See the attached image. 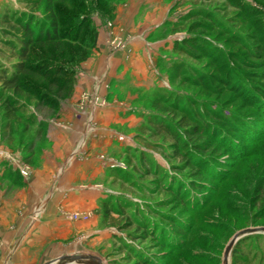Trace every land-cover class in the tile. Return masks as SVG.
Instances as JSON below:
<instances>
[{"label": "rangeland", "instance_id": "rangeland-1", "mask_svg": "<svg viewBox=\"0 0 264 264\" xmlns=\"http://www.w3.org/2000/svg\"><path fill=\"white\" fill-rule=\"evenodd\" d=\"M98 1L65 0L58 3L57 7L63 14L61 30L73 34L71 29L74 30L77 22L83 20L84 34L81 36H84L90 25L97 34L98 27L105 25L109 30L111 48L122 49L126 41L117 34L120 33L119 24L114 19L119 4L124 0ZM240 4L243 9L236 6ZM195 6L210 9L220 20L208 30L198 28L193 32L195 36L190 37L192 34L187 30L190 20L186 22V15ZM166 8V18L150 30L148 37H142L150 41L153 48L149 55L144 54L143 76L136 78L128 69L123 78L105 83L103 90L107 96L104 98L98 99L90 87H78L83 65L97 50V35L90 55L76 67L71 94L60 99L58 110L40 104L38 93L30 97L23 92L15 94L12 90H6L4 94L0 92L1 97L8 96L13 100L14 107V110H7L0 99V206L6 205V208L17 207L14 195L19 190H26L32 171L42 166L43 155L50 151L52 145L47 128L63 124L66 120L63 112L79 110L89 114L115 109L119 113L117 120L111 122L113 132L109 145L87 148L98 126L90 116L87 131L83 135H73L70 144L73 151L67 154L69 158L71 155L78 160L94 156L102 162L96 176H88L75 184L96 185L104 195L100 199L110 200L115 208L121 203L126 207L124 214L113 211L112 218L104 216L100 199H97L92 213L72 212L85 214L86 219H72L70 213L71 220L81 222L82 239L65 241V252L42 264H137V260L129 257L127 246H139L156 253L155 258L162 264H225V249L235 234H239V238L228 249L227 264H264V230L261 229L264 227V120L258 116V111L247 107L243 94L255 85L264 87V63L260 62L261 56L258 55L248 58L243 46L218 27L225 25L229 30L237 31L242 24V13H248L244 18L243 30L248 33L245 41L255 39V43L262 46L264 55V43L261 41L264 38V0H170ZM147 9L140 7L139 16ZM14 10L29 12L39 19L46 15L44 0H39L36 6L27 0H0V38L5 37L1 30L5 25L3 17ZM140 23L142 27L146 24ZM187 37L192 39L196 48L177 50L176 45ZM86 43L90 44V41L83 37L75 44L74 50L80 53ZM0 47H3L1 42ZM61 47L62 44L58 43L34 46L35 54L31 59L53 63L51 59ZM4 51L10 52L8 48ZM0 59L6 65L14 61H9L2 53ZM41 75L42 82H33L37 87L45 88L47 81L44 77L51 74ZM63 75L69 76L65 68L60 76ZM258 101L264 109V102ZM244 110L254 111L251 114L258 116L255 125L248 123L251 131L255 128L257 140L252 143L244 141L241 145V136L236 134L234 137L238 143H233L235 148L215 145L213 149L216 152L212 154L215 153L223 163L216 168L212 178L205 177L210 187L196 195L198 202L194 207L177 203L163 185L178 181L186 187L192 177L191 169L184 165L182 155L174 159L167 157L166 153L175 146L173 138L163 133L155 135L149 128L153 124L150 119L172 130L177 129V136L181 138L177 148L183 153L189 149L193 151L191 144L198 140L186 138L177 123L179 119H184L183 125L189 124L194 117L210 123L214 120L210 112L219 114ZM38 121H41L39 125L43 131L40 136L34 135ZM172 165L178 168L173 169ZM147 170L148 173L145 172ZM57 179L54 174L48 180L49 184H57ZM148 205L157 211L176 213L182 234L177 236L175 247L162 249L150 238L132 240L127 233L134 232V227L120 229L128 214L143 212L146 215L148 212L150 219L160 217ZM86 233L90 235L85 237ZM234 252L240 256L235 257Z\"/></svg>", "mask_w": 264, "mask_h": 264}, {"label": "trees", "instance_id": "trees-1", "mask_svg": "<svg viewBox=\"0 0 264 264\" xmlns=\"http://www.w3.org/2000/svg\"><path fill=\"white\" fill-rule=\"evenodd\" d=\"M64 1L65 0H44L46 15L42 19L22 10H14L10 14L6 13L4 15L3 22L5 25L1 30L5 37L0 38V42L3 46L0 47V53L5 55L9 61L13 59L14 61H12L11 65H6L0 59V92H2V94H4V91L6 90H12L15 94H21L23 92L30 97L39 94L38 102L52 108V110H58L60 99L71 94L75 81L76 67L81 61L85 60L90 55V50L95 45L97 32L90 25L88 28L89 32L84 36H81L84 34L82 31L84 26L83 20L77 22L74 30L73 28L71 29L73 34H70V32L68 34L66 31H62L61 26L63 14L60 13L57 4ZM99 1L103 2L106 0ZM203 1L208 2L209 0ZM38 2L39 0H27V3L35 6ZM230 5H233V3ZM236 6L243 9L242 4ZM243 13V18L241 20L242 24L237 31L229 30L225 25H220L218 27L225 33L232 35V39L235 43L243 46L244 52L248 58H254L258 55L261 56L259 59L261 60L260 62L264 63L262 46L255 43V39L251 42L245 41L248 33L243 30L244 25L246 24L244 18L248 13ZM186 17V22L190 20V24L187 27V30L192 34L190 37L195 36L193 35V32L198 28L204 27L208 30V28L215 25V23L217 24L220 20L218 16L214 15L213 11L202 6H195ZM204 20H208L207 23L204 22ZM227 22L230 23L232 21L227 20ZM19 32H21V34H19ZM83 37L85 40H88V42L90 41V44L86 43L85 48L78 53L74 50V46ZM190 37L184 38L180 45H176V49L181 50V48L183 49L187 47L194 50L196 48L194 45L195 43ZM261 41L263 44L264 38L261 39ZM66 42L71 45L67 46L65 44ZM57 43L62 44V47L58 53H54L55 55H53V58L55 59H51L56 63L42 62L40 60L35 61L31 59V56L34 53V46L40 45L46 47L49 44ZM4 48H8L10 52L4 51ZM45 64L47 65L45 66ZM53 66L57 67L53 69ZM64 68L66 69V72L69 73V76L67 77H65L66 75H63V77L60 76ZM41 73L44 74V76L47 73L51 74L49 77H44L47 81L45 88H41L40 86L37 87L35 82H33V80H37L36 82H42L39 78V76H42ZM29 77L31 79H29ZM59 77L63 79L59 80ZM243 94H245L244 100L247 107H250V110L253 108L255 111H258V116L261 117V120L262 118L264 120V109H261V106L259 105L260 101H258L261 100L264 102V87L255 85V88L247 90L243 92ZM0 99H2V104L7 110L14 108L13 100L8 96H0ZM255 102H257V104H255ZM251 112H246V110H244V112L232 113L231 111H228L219 114L210 112L214 119L210 123L209 121H203L194 117L189 124L183 125L184 119H179L177 123L180 127H178L183 129L186 138L195 137V140H198L191 144L193 151L189 149L183 153H180L177 148V143L181 140V138L178 137L177 129L172 130L165 125H162V123H157L150 119L149 122L153 124H150L149 128L155 135L163 133L168 134L173 138V144L175 146L170 153H166L167 157L169 159H174L182 155V157H184V165L186 167L189 166L191 169L192 177L188 179L186 187L179 184L178 181H176L175 184L168 183L167 185H163V189H165L169 195L173 196L177 203L194 207L198 202L196 195H201L204 189L210 187L209 183L205 180V177L213 176L214 172H217L216 168H219L221 163H223L221 159L216 157L215 153L212 154V152H216L215 149H213L215 145L218 144L221 147L230 149L235 148L233 143H238L237 138L234 137L236 134L241 136V145L244 141L252 143L254 140H257V137L255 136V128L251 131L249 126L256 124L255 121L258 116L251 114ZM249 122H251L250 125L248 124ZM36 124L37 129H34V135H43L42 127L39 125L41 124V121H38ZM209 127L211 129H208ZM244 128H247V131H244ZM215 137L217 139H215ZM238 145L240 146V144ZM172 166L173 169L178 168L174 165ZM145 172L148 173V170ZM154 172L155 176H157L156 167L154 168ZM208 173L210 175H208ZM213 178L215 179V177ZM99 205L100 207H103V215L110 216L111 218V213L113 211L117 212L119 215H123L126 208L121 203L115 208L108 199H100ZM148 208L152 212H157L160 217H157V219L156 217L150 219L147 215L149 214L148 212H146V215H144L143 212L128 214L126 220L121 224L120 229L128 230L131 227H134V232L127 233L128 237L132 240H145L146 238H150L155 245H159L162 249L169 250L172 247H175L176 245L174 244H176L175 240L178 238L177 236H181L182 234V228L178 224L177 218H175L176 213L157 211L150 206ZM125 249L129 253V257L137 260V264H162L158 258H155L157 257L156 253L145 251L139 246H127ZM236 251L238 252V249H236ZM234 256L237 257L240 256V254L234 252Z\"/></svg>", "mask_w": 264, "mask_h": 264}, {"label": "crops", "instance_id": "crops-1", "mask_svg": "<svg viewBox=\"0 0 264 264\" xmlns=\"http://www.w3.org/2000/svg\"><path fill=\"white\" fill-rule=\"evenodd\" d=\"M169 4L170 0H124L119 4L114 22L119 24L120 33L117 34L122 40L125 38V47L112 49L109 30L100 25L97 50L83 65L78 87H90L99 99L107 96L103 90L105 83L123 78L128 69L136 78L143 76L144 54L149 55L153 48L151 42L142 37H148L150 30L166 18ZM143 6L148 9L139 16ZM142 21L146 23L144 27ZM62 114L66 119L63 124L47 128L52 145L43 155L42 166L32 171L26 190H19L14 195L17 207L0 206L3 208L0 210V264H42L60 257L65 252V241L83 237L79 229L81 222L71 220L68 215L72 212L92 213L97 199L104 196L96 185L75 184L88 176H96L102 162L94 156L78 160L71 157L72 153L69 158L67 153L73 151L70 149L73 135H83L87 131L90 116L98 126L87 148L109 145L113 132L111 122L119 117L118 111L109 109L88 114L70 110ZM54 174L58 179L57 184L52 185L48 180Z\"/></svg>", "mask_w": 264, "mask_h": 264}, {"label": "water", "instance_id": "water-1", "mask_svg": "<svg viewBox=\"0 0 264 264\" xmlns=\"http://www.w3.org/2000/svg\"><path fill=\"white\" fill-rule=\"evenodd\" d=\"M261 229L264 230V227H261ZM246 230H248V229H246ZM246 230H245V231H246ZM241 233L243 234L244 231H242ZM238 238H239V234H235V235L231 238V240L229 241V243H228V245H227V247H226V249H225V254H224V263H225V264H227V253H228V249L232 246V244H233L236 240H238ZM93 264H100V263H93Z\"/></svg>", "mask_w": 264, "mask_h": 264}, {"label": "built area", "instance_id": "built-area-1", "mask_svg": "<svg viewBox=\"0 0 264 264\" xmlns=\"http://www.w3.org/2000/svg\"><path fill=\"white\" fill-rule=\"evenodd\" d=\"M86 215L85 214H78V213H72L71 218L72 219H86Z\"/></svg>", "mask_w": 264, "mask_h": 264}]
</instances>
